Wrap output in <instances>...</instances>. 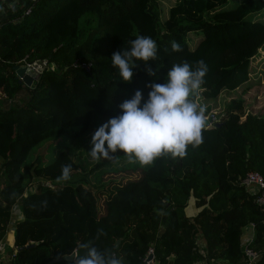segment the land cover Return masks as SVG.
<instances>
[{
    "label": "trees",
    "instance_id": "1",
    "mask_svg": "<svg viewBox=\"0 0 264 264\" xmlns=\"http://www.w3.org/2000/svg\"><path fill=\"white\" fill-rule=\"evenodd\" d=\"M197 30L202 35L189 47L186 34ZM138 35L157 43L158 59L147 65L157 74L148 76L145 64L137 61L133 79L126 83L111 56ZM172 41L182 50L172 51ZM262 46L264 0L235 5L174 0L162 20L158 0L0 1V90L8 99L0 102V238L6 234L11 204L16 202L21 211L8 236V255L14 251L0 264H69L60 256L72 251L85 255L81 244L110 249L123 264H142L149 245L156 264H212L218 259L245 264L240 235L249 222L253 235L247 245L259 251L258 262L264 264V214L239 182L248 170L264 178V117L246 111L240 95L214 110L220 94L253 83L250 75L260 68L251 69L249 61ZM35 59H45L47 66L30 85L18 82L13 65ZM198 60L208 71L192 98L205 113H222L221 123L205 124L203 143L189 145L185 157L168 154L142 166L118 150L115 158L137 167V175L109 189L100 182L93 190L77 180L70 196L56 194L70 188L67 182L48 186L57 182L63 165H71V175L79 168L70 150L60 147L47 159L36 156L24 163L42 139L81 136L94 113L119 115L127 92L141 90L147 99L146 84L164 82L175 63L195 66ZM20 90L24 96L17 103ZM106 163L98 162L86 173L109 171ZM31 178L35 187L25 193ZM96 192L104 196L101 211ZM99 229L106 235L98 236Z\"/></svg>",
    "mask_w": 264,
    "mask_h": 264
},
{
    "label": "clouds",
    "instance_id": "2",
    "mask_svg": "<svg viewBox=\"0 0 264 264\" xmlns=\"http://www.w3.org/2000/svg\"><path fill=\"white\" fill-rule=\"evenodd\" d=\"M129 45L111 56L112 66L118 69L121 80L132 81L137 61L145 64L148 76L156 77V70L147 66L149 61L158 59L156 41L138 35ZM171 49L182 50L176 41L171 42ZM207 71L203 60L196 61L195 66L188 61L175 63L164 82L150 81L145 85L150 89L147 99L141 90H136L119 105V115L96 128L91 136L89 155L97 161L107 160L113 159V154L119 150L130 163L142 166L151 165L156 158L168 154L185 157L189 145L195 148L203 143L205 108L192 97L199 94ZM71 173V165H63L57 182L69 181ZM103 235L106 233L99 229L98 236ZM80 247L86 249V254L71 257L69 264H123L122 258L110 249L100 250L91 244Z\"/></svg>",
    "mask_w": 264,
    "mask_h": 264
},
{
    "label": "rangeland",
    "instance_id": "3",
    "mask_svg": "<svg viewBox=\"0 0 264 264\" xmlns=\"http://www.w3.org/2000/svg\"><path fill=\"white\" fill-rule=\"evenodd\" d=\"M174 0H158V15L159 19L162 20L166 17L167 14V8L170 4L173 3ZM238 2V0H227V5H235ZM202 35L200 30L197 31H189L186 34V40L189 47H193L197 40ZM264 65V46L259 48L257 50V57L250 59L249 61V67L252 68H260V71L258 74L252 73L250 76L253 78V83L249 86H246L244 88H235L233 90H228L222 93V95H219V99L216 102V107L214 106V110L218 111V108H222L223 103L227 98L233 95H240L244 99V109L248 112H252L255 114H258L262 117H264V80L261 77V74L264 73V69L261 67ZM132 92H127L124 96L126 99L131 98ZM24 96V91L20 90L16 98H14L15 101L20 102L21 97ZM6 100L7 98L0 95L1 104L7 103L2 100ZM110 116H100L98 113H94V120L91 122L90 128L81 136L76 138H69L64 135H52L49 137H46L39 141L37 144L33 145L25 160L24 163H28L32 159H34L36 156H38L40 159H47L51 157L52 153L58 151L60 147H64L66 150L71 151L72 158L79 164V168L75 170L72 175L71 179L67 181L69 183L70 188H65L63 191L56 193V194H62L64 196H70L72 192V184L76 182L77 180L84 181V183H88L91 188L94 190V186L97 184L99 185L100 182L104 183V187L106 189H109L113 183L123 181L126 178L134 177L138 173V168H132L122 165V160L116 159L115 154L113 159H101L99 161L93 159L89 152L91 150V136L96 130L98 126H100L102 123L106 122ZM125 161V160H123ZM98 162H107V166H110L111 169L109 171H103L101 168L96 169L90 174L86 173V170L88 167H91L92 165L98 163ZM35 178H31L26 181L27 186L25 189V193L28 191H31L35 187L34 181ZM33 181V182H32ZM58 182H48V186L51 188H56ZM98 195V210H102V200H103V194L97 193ZM61 212V218L65 220V214L63 209H60ZM12 233L8 232V236H10ZM244 234V233H243ZM7 248L5 250L8 249ZM4 259L7 257L6 251L4 252ZM5 261V260H4ZM3 261V262H4ZM217 264V262L213 263Z\"/></svg>",
    "mask_w": 264,
    "mask_h": 264
},
{
    "label": "built area",
    "instance_id": "4",
    "mask_svg": "<svg viewBox=\"0 0 264 264\" xmlns=\"http://www.w3.org/2000/svg\"><path fill=\"white\" fill-rule=\"evenodd\" d=\"M2 1V0H0ZM29 10V8L26 9V12ZM41 61L44 63L45 67L47 66L46 60L41 59ZM30 62H25L23 65L28 66ZM1 95V90H0ZM222 113L217 112H207L205 113L206 116V125H213L214 122L220 121ZM241 184L245 186V188L252 194H254V201L256 205L259 207V209L264 214V178L262 175L254 170H248L244 173V175L240 178L239 181ZM21 217V211L18 207V204L16 202L12 203L10 206V217L8 220V227L6 230V234L3 238H0V253H4L5 249L7 248V245H9V238H8V232H11L14 230V222L15 220L19 219ZM250 226L252 232H253V223L249 222L246 224ZM253 233L251 236L247 238L245 242L242 244V252L245 258V264H260L258 262V256L259 251L256 249L251 248L247 245V243L251 240ZM14 251V248L12 252L7 257H10ZM150 255V257H149ZM6 257V258H7ZM142 264H156L154 253H153V247L147 246L146 251L144 252L143 256L141 257Z\"/></svg>",
    "mask_w": 264,
    "mask_h": 264
},
{
    "label": "water",
    "instance_id": "5",
    "mask_svg": "<svg viewBox=\"0 0 264 264\" xmlns=\"http://www.w3.org/2000/svg\"><path fill=\"white\" fill-rule=\"evenodd\" d=\"M45 67L44 63L41 61V59H35L31 61V63L26 66V65H13L14 73H15V78L17 79L18 82H22L25 85H30L32 80H36L39 76V73L43 70ZM221 123V121H216L213 123V126H218ZM206 124V122H205ZM119 239H116L114 241V246H116L117 242ZM74 256V252H70L68 254H63L60 256L62 259H70L71 257ZM150 257V255H149ZM58 258V259H60ZM52 261V260H50ZM49 262L45 263L48 264Z\"/></svg>",
    "mask_w": 264,
    "mask_h": 264
},
{
    "label": "crops",
    "instance_id": "6",
    "mask_svg": "<svg viewBox=\"0 0 264 264\" xmlns=\"http://www.w3.org/2000/svg\"><path fill=\"white\" fill-rule=\"evenodd\" d=\"M6 100L8 101V99H6ZM6 100L4 99V100H2V101H5V102H6ZM0 102H1V100H0ZM188 211L192 212L193 209H192V208H189ZM243 233H244V234H243ZM252 233H253V232H252L250 226H248V225L243 226V227H242V231H241V235H240V241H241V244H243V242H245V241L247 240V238H248L249 236H251ZM5 251H6V253H8V250H5ZM5 251H4V252H5ZM3 254H4V253H0V260H2V261L6 260V259H4V255H3ZM215 262H217V264H226V262L223 261V260H221V259H218V260H216ZM215 262H213V263H215ZM213 263H212V264H213Z\"/></svg>",
    "mask_w": 264,
    "mask_h": 264
}]
</instances>
